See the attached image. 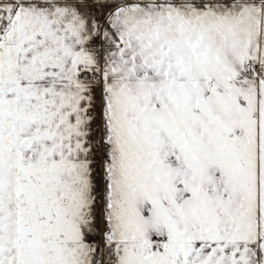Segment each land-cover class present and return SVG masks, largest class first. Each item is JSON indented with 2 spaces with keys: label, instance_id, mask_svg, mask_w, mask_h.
Returning a JSON list of instances; mask_svg holds the SVG:
<instances>
[{
  "label": "snow or ice",
  "instance_id": "1",
  "mask_svg": "<svg viewBox=\"0 0 264 264\" xmlns=\"http://www.w3.org/2000/svg\"><path fill=\"white\" fill-rule=\"evenodd\" d=\"M0 264H264V0H0Z\"/></svg>",
  "mask_w": 264,
  "mask_h": 264
}]
</instances>
